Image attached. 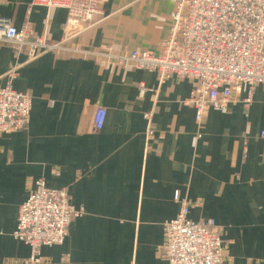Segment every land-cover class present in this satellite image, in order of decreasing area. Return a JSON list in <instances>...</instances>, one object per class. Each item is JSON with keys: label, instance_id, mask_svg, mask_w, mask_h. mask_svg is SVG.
Segmentation results:
<instances>
[{"label": "crops", "instance_id": "crops-1", "mask_svg": "<svg viewBox=\"0 0 264 264\" xmlns=\"http://www.w3.org/2000/svg\"><path fill=\"white\" fill-rule=\"evenodd\" d=\"M32 2L0 0V16L61 47L29 61L0 40V85L19 65L12 87L32 98L28 126L0 134V264H169L162 249L176 193L192 220H216L224 264H264V84L250 105L243 93L199 122L188 103L193 79L161 82L116 60L162 51L173 0H108L96 22L69 30L66 9ZM39 178L66 188L84 213L34 263L14 231Z\"/></svg>", "mask_w": 264, "mask_h": 264}, {"label": "built area", "instance_id": "built-area-1", "mask_svg": "<svg viewBox=\"0 0 264 264\" xmlns=\"http://www.w3.org/2000/svg\"><path fill=\"white\" fill-rule=\"evenodd\" d=\"M108 0H33L32 5L68 11L65 29L73 22L85 27L96 22ZM170 35L157 54L147 49L125 53L116 59L122 65L156 71L160 81L172 76L196 82L188 103L196 109L200 122L208 110H224L235 97L245 94L250 105L256 87L264 84V0H173ZM0 40L24 51L27 60L60 48L46 37L37 36L29 23L18 29L10 18L0 16ZM19 65L8 74L7 85H0V134L25 129L30 122L32 98L15 90L11 79ZM106 111L98 108L95 129L105 123ZM148 118L151 114L146 115ZM181 207L166 222L162 257L169 264H224V243L214 218L194 221L190 205L175 195ZM66 188H50L44 178L21 205L14 237L31 247V261L41 262L46 245L62 244L72 220L82 216Z\"/></svg>", "mask_w": 264, "mask_h": 264}]
</instances>
